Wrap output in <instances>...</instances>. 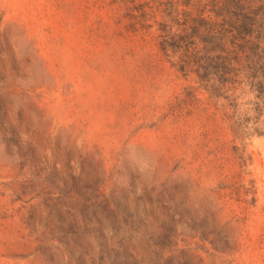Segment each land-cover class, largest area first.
<instances>
[{
	"label": "rangeland",
	"instance_id": "obj_1",
	"mask_svg": "<svg viewBox=\"0 0 264 264\" xmlns=\"http://www.w3.org/2000/svg\"><path fill=\"white\" fill-rule=\"evenodd\" d=\"M255 43L264 0H0V264H264Z\"/></svg>",
	"mask_w": 264,
	"mask_h": 264
},
{
	"label": "trees",
	"instance_id": "obj_2",
	"mask_svg": "<svg viewBox=\"0 0 264 264\" xmlns=\"http://www.w3.org/2000/svg\"><path fill=\"white\" fill-rule=\"evenodd\" d=\"M246 34H248V35L251 34V31L242 32V35H246ZM258 46H260V43L259 44L255 43L253 50H252V54H248L246 57L248 58V61L249 60L252 61V57H254L253 55H255L256 58L259 60V64L264 67V47H258ZM262 73L264 76V69H263ZM259 93L264 94V79L262 80V82L259 83Z\"/></svg>",
	"mask_w": 264,
	"mask_h": 264
}]
</instances>
